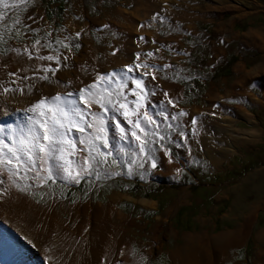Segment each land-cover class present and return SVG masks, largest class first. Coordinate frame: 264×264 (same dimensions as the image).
<instances>
[{"label": "rangeland", "instance_id": "rangeland-1", "mask_svg": "<svg viewBox=\"0 0 264 264\" xmlns=\"http://www.w3.org/2000/svg\"><path fill=\"white\" fill-rule=\"evenodd\" d=\"M35 1L36 3H33ZM127 1L68 0L61 23L56 16L48 19L46 6L44 7L45 4L42 3V0H30L24 6L25 13L23 8H20L13 15L14 10L10 9L11 19L7 23L8 27L0 26V32L2 31V27L5 30L4 36L10 37L6 40L5 50H1L0 45V69L3 68L5 61L1 60L15 53L12 52L14 46L17 48L27 45L35 46V50L40 48L51 56H55V54L59 55V63L57 60H44L43 62L40 61L39 64H35V66L29 65L26 67L28 71L35 70V87L38 84L46 86V84L55 83V79H58L56 75L58 71H61V68L64 69L66 67L67 71L73 70L72 66L63 65V58L70 59L72 56L73 61H75L82 51H85L86 44H91V49L88 52L93 50V53H95L94 57L97 54L96 64L102 66L107 63V58H104L105 54L108 56L113 54L116 59H121L120 65L124 67L126 63L132 61L125 54L126 51H129L130 48L137 47L140 53H143L144 50L147 53L152 52V61H148V63L150 62V65L155 64L160 66L162 70L157 71L155 68L148 69L155 78H153V75L143 76L145 71L143 68L137 69L131 76L134 79L138 77L143 79L147 87L150 88V92L154 89L156 95H158L159 89L161 91L165 90V92L167 90L170 91L171 97L166 92L168 94L166 98L167 100H173L177 92L186 96L185 88L183 90L184 84L180 82L179 78L183 76L184 79L192 83V77L198 75V73L193 74L196 68L191 64V59L195 50L200 48V46L208 47V51L210 52L206 60L208 66H213L211 64L215 62L217 64L219 60H223L226 53L231 51L233 53L242 52V55L241 53L237 54L240 56L245 55L243 56L244 60L248 59L246 57L248 50L240 41H236L234 44V42L232 43L228 40L234 32L230 30V25L227 20L216 23L199 21L196 25L199 33L197 35H185L183 37L180 29L176 25L165 22H146L145 18L147 16L144 13L146 11L145 9H147L148 14H151L150 9L154 8L148 7L144 3H138L143 6L136 5L137 7H135L134 3H128ZM18 18H20V23L14 24L13 21ZM19 25L23 28L22 34L18 29ZM215 27H218L217 31L213 30ZM133 35L135 39L128 41V37H133ZM140 36L144 39L141 40ZM37 41H39V44H37ZM57 41H61L62 43H58ZM136 41L140 43V46L137 45L139 43L136 44ZM64 43H71L72 46L64 47ZM77 44L79 45L78 48L75 47ZM47 45H51V47H47ZM213 46L214 50H212ZM136 53L134 52V54ZM21 56L18 55V59ZM258 58H250V64H254ZM140 62L136 61L133 63ZM163 65H170V67L164 68ZM47 68L56 69L57 73L55 72L54 75L50 71L46 72L45 69ZM89 71L90 67L85 70L84 75L88 74ZM44 75H47L49 80L41 79ZM148 77L151 78V81L147 79ZM220 79L221 77L208 81L203 88L200 98H195L193 103H186L184 100L185 104L190 105L188 106L189 108H194L193 114L196 117H199L198 114L202 111L207 112L203 120L204 135L202 136L209 137L208 134L210 133L209 138H213L208 150L205 148L203 154H201V156L205 155L210 160L195 158L196 160H193L189 164L192 169L198 167L204 171V176L200 179L195 178L187 167L181 171L183 167L181 162H175L173 169L171 163L166 164L169 167L170 173L161 176V172H155L159 168L158 165L151 170L150 166L152 162L146 161L147 164L145 162L143 167L134 165L132 175L126 174L128 169L127 164H124L126 172L117 168L118 165L108 168V171L120 172V175L102 176L97 180L95 176L89 177L94 178L95 185L91 188L86 186L85 189H87L85 191L87 193L76 190L79 184H70L67 181L57 180L56 183H50L52 185L46 183L39 187L36 186L34 181H30L32 186L25 194L34 203L41 206H49L55 201V209L62 212L61 215L63 218H69L71 213L76 210L75 205H79L80 203L90 202L94 205H107L111 200H114L117 209L134 222V227L129 237L133 239V256L136 257L135 255L137 254L141 256L140 264H172V256L175 252L178 250L181 253L186 252V245L193 237L194 243L199 242L201 238L202 240L207 238L204 241H209L211 249L212 247L218 248L217 245L222 244L228 239L229 234H232L233 231L242 229L245 224L252 220L254 215L253 224L246 236L247 239L245 238L244 242L238 246L234 244V247L229 250L225 263L264 264L259 258L260 251L264 249V142H260L262 137L264 140V113H260V118H257L256 121L254 115L243 109V112H239L238 116L229 113V116L226 114L221 116L217 108H209V99L208 101L204 99L207 91L209 90L211 96H215L218 92L222 94L237 78ZM167 83L173 86V88H170ZM129 87L130 85L128 89L124 90L126 95L128 94ZM75 89L74 92L80 90L77 87ZM194 103H197L198 106H191ZM174 104H177V106L181 105L180 101L176 99H174ZM95 107L97 110L102 111L98 106ZM196 108H200L199 112H196ZM204 108L206 110H203ZM168 110V115H170L167 121L161 117H157V119L162 125L167 123L173 125V130H170L173 132L171 134L172 139L174 133L184 132L185 126L187 130L188 123L190 122L185 123V126L181 125L178 113L174 112L175 110ZM111 114L113 115V113L109 112V115ZM172 115H177L178 119L172 120ZM200 115L203 114L201 113ZM212 117L214 120H217L215 127L212 124L209 130L207 118ZM117 119L121 123L123 121L122 124H125L122 118L120 119L118 117ZM112 121L109 120V122ZM224 121H228L230 124L223 125V128L227 127L226 129L230 131L232 126L233 132L247 135L249 139L238 137L232 139V141H228L229 138L226 137L228 131L217 132L218 123L222 124ZM109 122L108 139L114 140L113 143L109 141V144L114 155L119 156L118 149L120 144H126L127 141H119L116 134V127L114 126L115 124L113 125ZM191 122V126H194V128H191L194 130L198 126V123L195 122L193 124V120ZM201 122L202 120L200 119L199 124ZM177 124L180 125L179 128L176 127ZM206 129L208 132L205 134ZM196 134L197 137L195 138H200L198 136L199 134ZM74 135L78 136L77 133H74ZM175 138L176 141L179 139L178 136ZM220 140L225 141L219 143L221 142ZM259 142L262 144L260 145ZM116 143H119V145ZM131 143L135 145L133 141ZM232 144L234 145L232 146ZM212 146L214 149L211 148ZM79 147L83 146L79 145ZM221 147L226 149L228 155H226L227 157L223 164L217 167L212 162V156L217 154ZM180 148L181 158L185 153V149L182 146ZM165 153H168V151ZM113 157H109V160ZM165 157L169 162V157L166 155ZM154 159L156 160V157ZM198 168L195 169V174L201 172ZM182 174L187 177L185 179L189 181L188 183L182 181ZM18 182L21 185L24 184V181ZM60 182L65 183L66 186L75 188L71 193H67ZM158 183H161L163 186L161 190L159 189L161 186L158 187ZM193 183L195 185H201L197 190L200 191L207 188V192L204 191V194L200 196L198 191H194L193 187H191ZM212 183L216 184L212 185ZM62 193L70 194L72 198L63 197ZM159 226L161 227V232L157 241H154V232ZM151 244L154 245V248L150 246ZM151 248L153 249L152 253L150 251Z\"/></svg>", "mask_w": 264, "mask_h": 264}, {"label": "bare ground", "instance_id": "bare-ground-1", "mask_svg": "<svg viewBox=\"0 0 264 264\" xmlns=\"http://www.w3.org/2000/svg\"><path fill=\"white\" fill-rule=\"evenodd\" d=\"M131 37L132 36L128 37L127 40L131 41L135 39L134 35L132 38ZM136 37L139 39L138 36ZM137 43L139 42L136 41V44ZM137 45L140 46V43ZM37 49L38 50H35V46L28 45L19 46L18 48L14 46L12 52L15 53L1 60L5 61L4 63L2 62L3 68L0 69V85L13 89H23V92L15 91L4 93L2 88H0V125L5 128L4 138L9 143L11 141L8 140V136L11 135L12 128L19 131L22 126L27 124L25 110L42 96H54L57 93L63 95L65 92H74L75 87L82 89L96 82L99 75L110 74L113 71L119 72L121 69L126 70V66L133 65V62L136 61H152L151 57L145 55L147 51L144 50L143 53H140L137 47H134L126 51L125 54L132 61L130 60V63H126L124 67L120 65L121 59H116L113 54L109 56L105 54L104 58H107V63L105 62L106 64L103 66L98 65L96 64L97 54L96 57H94L95 53H93V50L88 52V50L91 49V44H86L85 51H82L75 61H73L74 59H72V56L70 59L63 58V65L72 66V71H67L66 67L64 69L61 68V71H58V73L56 72L58 79H55V83L46 84V86L38 84V86L35 87V70L28 71L26 67L29 65L35 66V64H39L40 61L43 62L44 60L39 59V56H51L40 48ZM134 52L141 54L139 60L133 61V59L136 58ZM28 53H31V58ZM18 55H22L20 59H18ZM54 57L59 58V55L55 54ZM53 60L56 61V59ZM16 61L18 62L16 63ZM50 64L52 65V63ZM89 67V73L84 75L85 70ZM129 75H132V73H129ZM147 79L151 81L150 77ZM129 85L127 96L129 100H132L135 99V97L131 94L130 89H134L135 84L129 81L128 86ZM29 86H32L31 90H29ZM149 89L150 88L147 87L148 92H150ZM166 92L170 94V91L167 90ZM164 93L165 90L161 91V89L158 90V95H153L152 92L149 93L147 108L154 116L156 113L151 110L157 108L162 100L165 101V103L167 102ZM168 107L171 110L174 109L172 105H168ZM93 110L99 111L96 109L95 105L93 106ZM28 115L31 114L29 113ZM118 117L124 120L125 124H122V121V123L120 122L121 125L127 130H130L131 125H129L119 113L114 114V124L118 120ZM213 117L207 118L209 121H207L209 130L212 124H214L215 127L217 119L214 120ZM223 123H218L217 129L220 131H228V135H231L232 139L241 136L239 132H233L232 126L230 131L226 129L227 127L223 128V125L229 123L228 121H224ZM9 126H11V128H9ZM115 129L119 141L128 142V140H122L118 129ZM191 132H193V129H191ZM208 135L210 137V133ZM244 138L249 139L247 135H245ZM129 140L133 141L136 145L137 142L130 136ZM202 141L207 143V137L200 136V138H195V142L197 143H202ZM203 144L204 143L201 145ZM233 145L234 144H232V146ZM2 178L5 180V184L0 185V192H3L5 188H7L8 191L6 194L0 196V264L141 263V256L137 254L135 255L136 257H134L132 254L133 239L129 237L132 233L134 222L117 209L114 200H111L107 205H94L90 202L80 203L79 205H75L76 210L71 213L69 218H63L61 215L62 212L55 209V201L49 206L36 204L25 192H21L14 186L9 187L6 175ZM253 220L254 215L252 220L245 224L242 229L233 231L232 234H229L228 239L222 244L217 245L218 248L212 247L211 249L209 241H204L206 238H204V240L201 238L199 242L194 243L193 237L186 245V252L181 253L178 252L179 250L175 252L172 256V264H226L225 262L229 250L234 247V244L238 246L244 242L253 224ZM160 228L159 226L154 232V241H157L159 237L161 232ZM150 246L154 248L153 244ZM152 248L150 250L151 253L153 252ZM49 249H51V251H49ZM49 256L53 257L52 261L48 259ZM259 258L260 261L264 262V249L260 251Z\"/></svg>", "mask_w": 264, "mask_h": 264}, {"label": "snow or ice", "instance_id": "snow-or-ice-1", "mask_svg": "<svg viewBox=\"0 0 264 264\" xmlns=\"http://www.w3.org/2000/svg\"><path fill=\"white\" fill-rule=\"evenodd\" d=\"M29 2L30 0H11V2L0 0V25L8 27L6 21L11 19L8 9L14 10V15L15 11ZM155 18L154 16L153 19ZM13 23L19 24L20 21L15 20ZM63 46L68 47L67 44ZM75 47L78 48L79 45ZM28 55L31 58V53ZM140 55V53L135 54L136 60H139ZM145 55L152 57L153 53L148 52ZM38 58L49 61L56 59L59 63V58L54 56ZM163 67L167 68L170 65H163ZM140 68L145 70L143 76L153 75L148 71L150 68L162 70L160 66L150 65L145 60L126 66V70L121 69L119 72L113 71L110 74L99 75L96 82L79 91L42 96L25 110L27 124L19 131L12 128L11 135L8 136L10 143L4 138V126L0 125V185L5 184L2 177L6 175L9 187L14 186L26 192L32 186L30 181H34L39 187L48 181L55 183L56 180H61L78 184L86 177L95 176L96 179H100L102 176L120 175V172L108 171L112 165L127 164V175L133 174L134 165L143 167L146 161H151L153 168L157 167L154 159L158 151L156 145L164 148L162 142H171L170 130H173L171 123L162 125L157 117L167 121L169 118L167 105L175 107V104L172 99H168L166 103L162 100L155 116L148 110L147 85L143 79H134L129 75ZM45 71L55 74L56 69L47 68ZM153 78H155L154 75ZM41 79L47 81L49 77L44 75ZM128 81L135 84V88L130 89L135 97L132 100L128 99L124 91L128 89ZM31 87L29 86V90ZM0 88L4 93L23 92V89H13L3 85H0ZM152 94H155L154 89ZM164 96L167 97L168 94L165 92ZM94 105L102 111H94ZM109 112L113 115H108ZM29 113L31 115H28ZM115 113H119L131 125V129L127 130L118 120L115 122L120 138L128 140L130 136L137 142L135 150L126 152L124 148H119L117 157H113L108 139V122L114 119ZM184 115L186 113L183 111L179 113V116ZM171 119L177 120L178 116L172 115ZM176 127L179 128L180 125L177 124ZM180 135H183V132ZM77 145L83 147L78 148ZM109 157L113 158L109 160ZM18 181H24V184L21 185ZM7 191L8 189L5 188L3 192H0V196ZM48 259L52 261L53 257L49 256Z\"/></svg>", "mask_w": 264, "mask_h": 264}, {"label": "crops", "instance_id": "crops-1", "mask_svg": "<svg viewBox=\"0 0 264 264\" xmlns=\"http://www.w3.org/2000/svg\"><path fill=\"white\" fill-rule=\"evenodd\" d=\"M127 2L134 3L135 7H137L136 5L143 6L138 3H144L147 4L148 7L154 8L150 9L151 14H148L147 9H145L146 11L144 13H146L147 16V18H145L146 22H165L168 24L176 25V27L180 29L181 35L183 37L185 35H197L199 31L196 28V25L199 21H203L205 23H216L227 20L230 25V30L234 32L231 34L228 40L232 43L234 42V44L236 41H240L248 50V54H246V57L248 59L244 60L243 56L245 55L240 56V59L232 66L233 75L221 77L222 80L230 77L237 78L231 83L230 86L227 87V90H224L222 94L218 92L215 96H211V93L208 90L204 95V99L207 101L209 99V108H217V110L223 111V113L227 116H229L228 113L238 116V113L243 112V109L254 115L256 117V121L257 118H260V113H264V0H128ZM33 3H36V1ZM42 3H44L43 0ZM154 16L157 18L153 19ZM217 28L218 27H215L213 28V30L217 31ZM212 50H214V46ZM237 53H241L242 55V52ZM227 55L228 53H226L224 57H226ZM252 56L259 57L254 64H250V58H252ZM215 63L211 65H214ZM168 86L170 88H173V86L169 84ZM184 88L185 86L183 85V90ZM175 99L179 100L181 105L177 106L176 104L173 111L175 110L174 112H177L178 116L181 111L186 113V115L184 116H179L180 124L184 125L185 123L187 124L188 122H190L188 123L187 130L186 126L184 125L185 130L182 137H180V132L174 133V137H172L173 141L177 145H179V147L182 146L185 149V153L181 158H176L175 156H173L169 147L164 145V148H159L158 146V151L156 152L155 157L156 163L159 168L155 172H161V176L170 173L169 167L166 165L168 163L172 164L173 169V165L175 164V162H181L183 165L181 171H183L186 167L188 168V165L193 160H196L197 158H205L206 160H210L205 155L201 156V154H203L205 148L208 150L212 139L207 137V143L205 141H202V143H206L205 146L204 144L200 145L202 143L195 142V137H197L196 133H198L199 136L204 135L203 120L205 119L206 112L202 111L201 113L203 115H200V113L198 114L199 117L197 116V118L193 114L194 108H189L188 106L190 105L185 104L184 100L186 99V96L184 94H179L177 92ZM191 106L198 105L197 103H194L191 104ZM157 108L151 111L156 113ZM168 109L170 108L168 107ZM199 109L200 108H196V112H199ZM203 110L206 109L204 108ZM194 119L195 122L198 123V126L193 130V132H191L190 129L194 128V126H191V121ZM200 119L202 120V122L199 124ZM109 123L114 125V123L112 122ZM109 129L110 128L108 126V130ZM207 132L208 130L206 129L205 134ZM217 132H220V130L217 129ZM177 136L179 139L176 141L175 137ZM226 137L229 138L228 141H232L231 135H227ZM239 137H245V135H241ZM109 141H112L113 143L114 140L109 139ZM220 141L221 142L219 143H222L225 140ZM260 142H264L263 137ZM262 143H260V145ZM116 144L119 145V143ZM227 144L229 145V143ZM120 147H123L124 150L129 151L135 150L136 145H133L128 139V142L126 144H120L119 148ZM211 148L214 149L213 146ZM166 151H168V153H165ZM226 152V149L224 147H221L218 150V153L212 156V162H214L215 166L219 167L223 164V162L226 160V155H228V153ZM164 153L169 157V162L165 155H163ZM113 156L117 157L118 155H114L113 153ZM215 184L216 183H212V185ZM205 240H207V238Z\"/></svg>", "mask_w": 264, "mask_h": 264}, {"label": "trees", "instance_id": "trees-1", "mask_svg": "<svg viewBox=\"0 0 264 264\" xmlns=\"http://www.w3.org/2000/svg\"><path fill=\"white\" fill-rule=\"evenodd\" d=\"M44 2V6H46V13H47V17L48 19H52L54 16H56L59 20V22L61 23L64 11H65V6L66 3L68 2V0H43ZM20 8H24V5H22ZM8 14L10 16V9L7 10ZM17 20H20V18H18ZM9 22V19L7 21V23ZM59 23V24H60ZM0 26H4V25H0ZM1 27V34H0V45H1V50H5L6 48V43H7V39H9V36H4V32L5 30H3ZM19 31L23 32V28L22 26L19 25L18 27ZM34 38V37H33ZM18 39V38H17ZM22 40V39H19ZM67 44L68 47L72 46L71 43H64ZM210 52L208 51V47L207 46H200V48H198L197 50H195L194 54L192 55V59H191V64H193V66H195L196 71L192 70V73H198L197 76L192 77V83H190L189 81H187L186 79L183 78V76H181L179 78L180 82L182 84L185 85V94H186V103L190 102L193 103V100L195 98L199 99L200 95L203 91V88L205 87V85L208 83V81L210 80H214L216 78L222 77V76H232L233 75V71H232V66L235 62H237L240 58L239 54H236L235 52L233 53L232 51L228 53V55L223 58V60H220L217 64L213 65V66H208L206 63L207 57L209 56ZM253 57V56H252ZM173 132H171L172 134ZM165 143V142H162ZM167 147H169L171 149V152L173 154V156H175L176 158H180V147L174 143V141L171 139V142L165 143ZM159 145H156V147H158ZM180 148V149H179ZM146 160V158H145ZM148 162V161H147ZM146 162V164H147ZM150 162V161H149ZM114 166V165H112ZM151 170H153L154 168L152 166H150ZM189 170L192 172V174L195 176V178L200 179L202 176H204V171L202 169H199L198 167H194L192 169V167L190 168V165L188 166ZM198 168L199 170H201V172L199 174H195V169ZM150 170V171H151ZM182 181L185 182H189L187 179V177L184 176V174H182ZM210 181V180H209ZM57 182V180L55 181V183ZM48 184L52 183V181H48ZM50 184V185H52ZM62 186L66 187L65 184L60 183ZM95 184V180L94 178H85L83 179V181L80 183L78 189L81 190V192H86L85 187H92ZM161 186V187H159ZM201 185H195V183L192 184L191 187H193L194 191H198L199 195H203L204 191L207 192V188H205V190H197L200 188ZM158 187L161 190V188H163L161 183H158ZM55 188H57L55 186ZM73 189L71 188H66V192L67 193H71ZM65 196H71L70 194H66L64 193ZM147 195V194H145Z\"/></svg>", "mask_w": 264, "mask_h": 264}]
</instances>
